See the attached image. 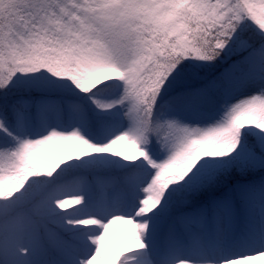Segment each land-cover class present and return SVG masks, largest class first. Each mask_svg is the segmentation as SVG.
Returning <instances> with one entry per match:
<instances>
[{
  "label": "snow or ice",
  "instance_id": "snow-or-ice-1",
  "mask_svg": "<svg viewBox=\"0 0 264 264\" xmlns=\"http://www.w3.org/2000/svg\"><path fill=\"white\" fill-rule=\"evenodd\" d=\"M0 264H264V0H0Z\"/></svg>",
  "mask_w": 264,
  "mask_h": 264
}]
</instances>
